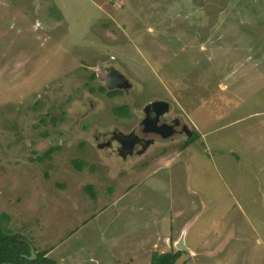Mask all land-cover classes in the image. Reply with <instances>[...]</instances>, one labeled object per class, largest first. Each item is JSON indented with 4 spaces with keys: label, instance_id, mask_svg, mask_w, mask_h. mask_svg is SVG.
I'll return each instance as SVG.
<instances>
[{
    "label": "rangeland",
    "instance_id": "374dc122",
    "mask_svg": "<svg viewBox=\"0 0 264 264\" xmlns=\"http://www.w3.org/2000/svg\"><path fill=\"white\" fill-rule=\"evenodd\" d=\"M106 63L195 132L169 165L82 156L83 125H130ZM2 213L61 264H150L183 227L173 264H264V0H0Z\"/></svg>",
    "mask_w": 264,
    "mask_h": 264
},
{
    "label": "flooded vegetation",
    "instance_id": "af4514ba",
    "mask_svg": "<svg viewBox=\"0 0 264 264\" xmlns=\"http://www.w3.org/2000/svg\"><path fill=\"white\" fill-rule=\"evenodd\" d=\"M117 74L125 79L126 85L113 86L111 88L106 86V81L110 82L112 85L116 84L118 80ZM90 76L92 80L97 79L99 81L94 88H90V91H97L116 101L117 104L112 107L114 111L111 110L110 112L112 115L116 116L117 119H121L122 117L127 118L130 125L126 130H122L115 123H110L111 125L109 127L102 126L99 128L95 124L97 122L96 120L89 125H83L82 128L84 132H78L80 135L78 147L80 152L83 151L82 156L84 158H86V156L90 158V155L85 154L86 142H89L98 152L99 158L109 159V161L117 165V167L144 168L153 160L156 167L167 166L173 162L176 157L178 158L181 151L189 144V141L195 138V132L191 130L178 115L170 114L171 109L169 102L166 110H163L162 106L159 104L156 106L150 105L145 109L146 105L151 101L162 99L150 100L142 103L139 107L136 105L138 108L137 112L133 111L132 101L127 100L122 103L119 97L121 95H126L129 90L135 87L127 76L111 64H98L95 68V72H92ZM107 93H109V95ZM118 102L122 104H118ZM92 112L93 109L83 114L89 115ZM63 115L64 112H62L59 117L52 116L51 120L55 124L56 120ZM81 116H78L73 121L75 125L81 120ZM187 132H191L190 135H187ZM93 158L95 157L91 156V159ZM100 166H102V164Z\"/></svg>",
    "mask_w": 264,
    "mask_h": 264
},
{
    "label": "trees",
    "instance_id": "16d2710c",
    "mask_svg": "<svg viewBox=\"0 0 264 264\" xmlns=\"http://www.w3.org/2000/svg\"><path fill=\"white\" fill-rule=\"evenodd\" d=\"M107 94L109 95V93ZM52 149L50 148L46 153L48 154ZM78 167H81V163H79ZM4 218H6V215L3 213L0 214V264H32L34 262L40 264H57L54 259L45 255L47 250L36 252V258L34 260H28L23 256L22 253L29 254V250L24 251V249H27V245L24 242H18L15 235L6 233L1 226ZM181 252V250L156 251L152 255L150 264H173Z\"/></svg>",
    "mask_w": 264,
    "mask_h": 264
},
{
    "label": "water",
    "instance_id": "95a60500",
    "mask_svg": "<svg viewBox=\"0 0 264 264\" xmlns=\"http://www.w3.org/2000/svg\"><path fill=\"white\" fill-rule=\"evenodd\" d=\"M118 80L116 82V84H111L110 82L106 81L105 84L106 86H108L109 88L113 87V86H125L126 85V81L125 79H123V77L119 74H117ZM161 105L163 110L167 109V104L168 102L165 100H155V101H151L150 103H148L145 107V109H147L150 105L152 106H156V105ZM162 110V111H163ZM191 132H187V135H190ZM130 135V134H129ZM127 136V135H125ZM16 240L18 242H24L25 244H27V246L29 247V254L24 255L28 260H34L36 258V252L34 250L33 244L28 241L27 239H25L24 237L20 236V235H16ZM185 227H183L177 238L173 241V246L176 250H189V248L186 246L185 244Z\"/></svg>",
    "mask_w": 264,
    "mask_h": 264
},
{
    "label": "crops",
    "instance_id": "0c3cea01",
    "mask_svg": "<svg viewBox=\"0 0 264 264\" xmlns=\"http://www.w3.org/2000/svg\"><path fill=\"white\" fill-rule=\"evenodd\" d=\"M177 238V237H176ZM48 252V251H47ZM89 259H91V257H88ZM57 262V264H61L60 260H55Z\"/></svg>",
    "mask_w": 264,
    "mask_h": 264
}]
</instances>
